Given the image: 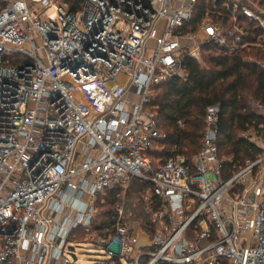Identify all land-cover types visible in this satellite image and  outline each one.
Here are the masks:
<instances>
[{
  "label": "built area",
  "instance_id": "obj_1",
  "mask_svg": "<svg viewBox=\"0 0 264 264\" xmlns=\"http://www.w3.org/2000/svg\"><path fill=\"white\" fill-rule=\"evenodd\" d=\"M199 2L0 0V264H72L78 231L97 264H264V130L244 135L255 159L231 167L211 106L192 159L153 156L167 140L157 86L187 81L206 45L264 50L263 8L211 0L185 32ZM135 181L147 224L125 207ZM108 191L119 203L101 228Z\"/></svg>",
  "mask_w": 264,
  "mask_h": 264
},
{
  "label": "trees",
  "instance_id": "obj_2",
  "mask_svg": "<svg viewBox=\"0 0 264 264\" xmlns=\"http://www.w3.org/2000/svg\"><path fill=\"white\" fill-rule=\"evenodd\" d=\"M59 1L68 5L71 12H76L82 5V0ZM208 1L200 0L192 19L185 25V32H199L210 8L211 0ZM253 50L251 55L260 59L255 60L260 65L245 59L250 56L247 50L230 56L218 45H206L202 47V60L208 67L202 68L199 61L187 59L184 63L187 81L174 78L156 87L158 93L152 106L158 114L159 128L166 133L167 140L156 141V147L163 150L154 153V158L166 160L173 154H180L192 159L201 149L207 109L219 106L221 121L217 143L220 158L228 160L226 164L231 167L242 166L246 161L255 159L260 150L244 135L249 131L264 130V116L251 109L255 104L264 106V50ZM147 189V185L135 181L127 199V213L132 216V220H144L146 224L149 218L142 210L141 201H138V207H133V202L128 201L134 197L141 199ZM117 195L118 191H108L100 201L98 222L101 228L111 220V213L119 203ZM102 208L107 209L102 211ZM78 236L82 240L84 234L77 232Z\"/></svg>",
  "mask_w": 264,
  "mask_h": 264
},
{
  "label": "rangeland",
  "instance_id": "obj_3",
  "mask_svg": "<svg viewBox=\"0 0 264 264\" xmlns=\"http://www.w3.org/2000/svg\"><path fill=\"white\" fill-rule=\"evenodd\" d=\"M209 1H208V3H209ZM247 2L250 5L257 6L258 8L264 9V0H247ZM202 26L203 25H201V27ZM185 44H187V43H185ZM38 45H40V43H38ZM253 52H254V50L248 51V53H250V56L246 57L245 59L247 61H252V62H254L255 60L260 61V59L251 55ZM200 63H201L202 68L208 67L207 66L208 64H206L205 61H203L202 59H201ZM153 93L157 97L158 92H157L156 88L153 90ZM251 109L253 112L257 113L258 115L264 114V112L260 108V104H255L253 107L251 106ZM131 200H133V201H131ZM138 201H140V198L137 199L136 197H134V198L130 199L128 202H133V205H134L133 207H136V205L138 207ZM128 204L129 203L126 202L125 207H126L127 211H129L128 210ZM103 209H107V208H102V211H104ZM99 211H100V209H99ZM143 222H144V220H143ZM78 234H80V233H78ZM73 238H74L73 242H77V243L78 242H85L87 239V237L84 235L83 238L81 237L82 240H80L79 236L77 237V232L74 233ZM75 252H76L77 260H75L72 256L69 257V261L72 264H97L98 262H101L104 259L103 250L95 247L92 244H88V243H81V245L75 246Z\"/></svg>",
  "mask_w": 264,
  "mask_h": 264
},
{
  "label": "water",
  "instance_id": "obj_4",
  "mask_svg": "<svg viewBox=\"0 0 264 264\" xmlns=\"http://www.w3.org/2000/svg\"><path fill=\"white\" fill-rule=\"evenodd\" d=\"M73 258L76 260V257L73 255Z\"/></svg>",
  "mask_w": 264,
  "mask_h": 264
}]
</instances>
